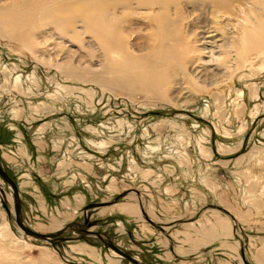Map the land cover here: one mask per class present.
I'll use <instances>...</instances> for the list:
<instances>
[{
    "label": "rangeland",
    "instance_id": "obj_1",
    "mask_svg": "<svg viewBox=\"0 0 264 264\" xmlns=\"http://www.w3.org/2000/svg\"><path fill=\"white\" fill-rule=\"evenodd\" d=\"M252 4L242 9L255 15L219 20L218 39L239 44L214 48L197 81L138 48L147 21L129 11L133 69L110 67L113 54L65 23L64 34L0 28V165L22 222L57 238L103 234L141 264H264V3ZM188 13L182 31L198 33ZM13 209L0 177V264H132L95 237L37 242ZM174 224L196 245L174 241Z\"/></svg>",
    "mask_w": 264,
    "mask_h": 264
},
{
    "label": "bare ground",
    "instance_id": "obj_2",
    "mask_svg": "<svg viewBox=\"0 0 264 264\" xmlns=\"http://www.w3.org/2000/svg\"><path fill=\"white\" fill-rule=\"evenodd\" d=\"M247 1H252L253 6H257L260 2L264 3V0H9L6 4L0 5V28L8 27L9 30L21 32L22 36L29 34L37 25H51L64 34L66 31L59 27L65 23L75 29L72 34L75 37H78V32L91 34L101 48L113 54L112 59L109 60L110 67L133 69L135 61L130 50L135 44L129 43V39L140 27H136L137 29L133 27L136 24L128 14L124 13L129 11L132 15H141V18L147 21L143 30L148 31L149 35L145 36L147 38L138 45V48H151L150 58H155L159 53L156 58L163 64L169 61L181 64L187 71V76H190V81H197L201 78L200 69L214 61V48H236L239 44V39L232 36L231 32H225L226 39H218V31L222 30L219 20L240 19L245 12L242 6ZM184 8L189 10L188 17L194 18L197 14L195 20L191 19V22L196 21L194 24L198 33L189 30L190 33L187 31V34H184L182 31L187 20V15L186 17L182 15ZM245 13L249 16L256 14L254 7ZM229 21L224 26H229ZM254 23L258 26L264 25V17L256 16ZM124 24H127L125 28ZM191 27L193 29V26ZM244 31L247 32V29L243 28L242 33H245ZM249 34L254 32L249 31L247 35ZM175 49L179 52L173 54ZM204 56L209 60L205 61ZM9 188L12 192L11 187ZM130 207L124 208V212L132 213ZM20 219L22 222L21 214ZM23 225L30 230L25 223ZM215 225L224 229V223L221 224L220 221ZM71 239L73 238H68L66 241ZM88 253L93 254V251L89 250ZM110 253H113L114 257L119 256L113 250H110Z\"/></svg>",
    "mask_w": 264,
    "mask_h": 264
},
{
    "label": "water",
    "instance_id": "obj_3",
    "mask_svg": "<svg viewBox=\"0 0 264 264\" xmlns=\"http://www.w3.org/2000/svg\"><path fill=\"white\" fill-rule=\"evenodd\" d=\"M0 177L2 180L12 189L13 192V208H14V216L16 220V224L18 228L27 236L33 237L35 239L39 240H44L48 241L50 244L54 245L57 242H65L66 239L60 238V239H55L54 235H40L36 234L31 230H28L23 223L21 222L20 219V209H21V203H20V198L18 197V191L17 188L14 184V182L11 180V178L6 174V172L1 168L0 166ZM72 229V226L69 227ZM83 230L82 234L79 235L77 238L71 239V240H79V239H84L87 237H95L100 239L106 247L109 249L113 250L116 254H118L122 259L127 260L128 262L132 264H140L138 261H136L133 257L125 254L122 252L120 249H118L105 235L100 234V233H93V232H88L84 230V228H81ZM57 236V235H56ZM59 236V234H58Z\"/></svg>",
    "mask_w": 264,
    "mask_h": 264
},
{
    "label": "crops",
    "instance_id": "obj_4",
    "mask_svg": "<svg viewBox=\"0 0 264 264\" xmlns=\"http://www.w3.org/2000/svg\"><path fill=\"white\" fill-rule=\"evenodd\" d=\"M13 180V179H12ZM13 182H14V184L16 185V188H17V191H18V197L20 198V192H19V186L16 184V182L13 180ZM20 203H21V217L24 219V217H23V210H22V201H21V198H20ZM186 225H189V224H186ZM217 227H219V226H217ZM172 237H173V240L174 241H176L177 239H180L182 236H184L185 237V235H187L186 237H188L189 238V243L190 244H194V245H196V241H193L192 239H191V235H189V233L188 234H186V233H183V231H186L187 229H183V230H180V229H178V228H176V225L174 224L173 226H172ZM220 228V227H219ZM212 236H210V238H211ZM205 238H207V235L205 236ZM209 238V239H210ZM220 238V237H219ZM211 241V240H210ZM179 242V241H178ZM174 244V243H173ZM188 254H191V251L190 250H188Z\"/></svg>",
    "mask_w": 264,
    "mask_h": 264
}]
</instances>
